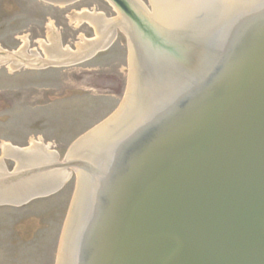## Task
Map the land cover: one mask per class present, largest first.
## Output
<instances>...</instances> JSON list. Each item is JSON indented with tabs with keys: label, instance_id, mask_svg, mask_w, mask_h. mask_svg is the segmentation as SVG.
Here are the masks:
<instances>
[{
	"label": "water",
	"instance_id": "obj_1",
	"mask_svg": "<svg viewBox=\"0 0 264 264\" xmlns=\"http://www.w3.org/2000/svg\"><path fill=\"white\" fill-rule=\"evenodd\" d=\"M110 1L151 52L182 66L180 84L152 97L145 120L108 147L72 264H264V0L175 44L137 0ZM68 154L51 168L92 167ZM18 179L0 177V207L64 186L15 199Z\"/></svg>",
	"mask_w": 264,
	"mask_h": 264
},
{
	"label": "rangeland",
	"instance_id": "obj_2",
	"mask_svg": "<svg viewBox=\"0 0 264 264\" xmlns=\"http://www.w3.org/2000/svg\"><path fill=\"white\" fill-rule=\"evenodd\" d=\"M139 1L151 13L149 0ZM82 10L103 13L108 19L121 17L110 0L68 5L0 0V50L16 52L25 39L29 53L44 56L39 41L47 42L54 33L63 47L76 51L83 40L95 38L91 25L74 18ZM114 32L107 49L74 65L22 66L14 71L0 65V158L2 144L27 148L40 141L61 163L78 139L116 114L128 87L129 45L119 27ZM3 163L13 171L15 162ZM66 170L70 179L56 194L22 207H0V264H57L76 186V173Z\"/></svg>",
	"mask_w": 264,
	"mask_h": 264
},
{
	"label": "bare ground",
	"instance_id": "obj_3",
	"mask_svg": "<svg viewBox=\"0 0 264 264\" xmlns=\"http://www.w3.org/2000/svg\"><path fill=\"white\" fill-rule=\"evenodd\" d=\"M57 4H75L79 0H47ZM140 5L146 8L139 0ZM259 0H149L151 13L149 19L157 31L169 43L183 40L186 36L191 41L203 37L207 27H217L230 20L233 14L245 10L247 5L254 6ZM116 8V7H115ZM148 11V10H146ZM78 23H88L94 28L95 38L83 40L76 51L63 47L57 34L50 33L47 42L39 41L44 56L27 51L28 43L24 39L23 46L16 52L2 51L0 65L7 64L10 71L20 67L39 69L49 66H68L80 63L92 57L96 52L109 47L115 34V24L120 22L121 29L128 39L129 74L128 87L124 100L116 114L89 132L79 146L68 154L69 159H84L92 164L91 168H76V186L68 216L63 227L58 249L57 264H72L76 245V228H82V216L86 201L91 200L96 186L94 172L104 170L108 147L124 134V130L145 120L147 108L150 111L152 97L159 91L170 92L180 82L177 77L182 66L171 59V56L157 49L151 52L132 32L129 22L120 17L108 19L103 13L82 10L75 14ZM225 20V21H224ZM53 28H50L52 32ZM134 31V30H133ZM195 33H194V32ZM131 35V37H130ZM175 44V43H174ZM173 44V45H174ZM149 45V44H148ZM144 50V51H143ZM99 53V52H98ZM162 57V58H161ZM166 61L164 60V58ZM156 59L157 67L150 68V61ZM170 83V84H169ZM166 92V93H167ZM120 135V136H119ZM0 158V177L18 175L20 179L9 188L15 199L39 194L42 189H51L55 185H63L70 179L65 168H51L60 164L57 154L49 150L48 145L40 141H32L27 148L2 144ZM4 159L15 162L13 171L6 170ZM46 168V170H45ZM48 168H51L47 170ZM43 169V170H42ZM36 173H34L35 171ZM42 170V171H39ZM39 171V172H38ZM13 198V196H11ZM34 201V200H33ZM79 229V230H80Z\"/></svg>",
	"mask_w": 264,
	"mask_h": 264
}]
</instances>
